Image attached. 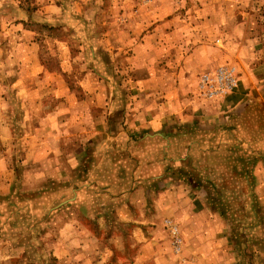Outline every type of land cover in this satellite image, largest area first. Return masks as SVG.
I'll return each instance as SVG.
<instances>
[{
  "label": "rangeland",
  "instance_id": "obj_1",
  "mask_svg": "<svg viewBox=\"0 0 264 264\" xmlns=\"http://www.w3.org/2000/svg\"><path fill=\"white\" fill-rule=\"evenodd\" d=\"M227 1L0 0V23L16 24L18 31L12 28V36L24 34L33 38L39 61L49 74L65 70L58 80L63 79L78 102L89 98L80 87L88 77L92 83L107 84L108 92L101 93L103 100L107 95V102L127 101V105L135 99L150 97L148 80L152 77L166 76V85L175 87L173 91L179 96L181 83L186 79L188 82L189 75L198 84L203 75L233 67L236 86L238 64L234 61H220L222 58L217 54L209 55L212 60H188L199 46L204 54L208 47L224 51L223 42L213 37L207 23L228 20ZM248 11L253 23H263L262 10H252L251 0ZM17 23H23L22 29ZM202 64L210 65L204 68ZM52 78L44 75L45 84L51 83ZM138 79L140 87L135 86ZM47 88L45 99L52 93L51 86ZM95 94L100 93L92 94V100ZM46 100L50 102L51 98ZM246 105L244 110L225 114L230 118L228 122H224L225 118L224 123L218 121L204 127L195 124L185 129L176 124L169 137L173 148L182 145L189 153L182 157L185 170L175 176L177 181L201 189L231 224L232 233L238 238L239 229H246L245 242L248 245L262 242L264 252V236L253 233L256 227H262L259 213L264 215V107H261L264 100L253 99ZM115 114L116 119L123 115L117 113L115 117ZM176 149H172V159L177 156ZM177 162L173 173L180 165ZM252 163L254 168L250 169ZM130 185L124 188L129 201L140 203L146 199V188L134 194ZM150 192V203L137 204L131 210L136 212L138 205L140 213L153 210L152 200L157 202L161 189L157 187ZM63 197L67 198V194ZM112 198L119 197L112 195ZM91 199L92 206L87 211L83 203L76 202L53 208L40 220L37 219L41 210L35 204H30L27 212L11 210L14 205L5 208L4 213L10 216L9 221L0 220V264L6 258L9 264H186L181 253L182 237L171 218L149 224L145 220L134 223L115 215L114 209L119 205L116 200L104 199L97 192ZM27 213L38 218H24ZM147 225L155 231L140 235L139 230ZM171 226L177 228L175 236L171 234ZM149 239L156 242L155 251L143 250ZM247 254L250 260L260 257L254 250L245 253L249 259Z\"/></svg>",
  "mask_w": 264,
  "mask_h": 264
},
{
  "label": "crops",
  "instance_id": "obj_2",
  "mask_svg": "<svg viewBox=\"0 0 264 264\" xmlns=\"http://www.w3.org/2000/svg\"><path fill=\"white\" fill-rule=\"evenodd\" d=\"M227 2L228 20L207 23L213 37L223 42L224 51L208 47L207 55L199 46L188 58L200 62L212 60L209 55L217 54L220 61L238 64L235 89L210 99L199 95L197 81L189 75L188 82L186 79L181 83L179 96L173 91L175 87L166 85V76H158L148 80L150 97L127 105V101L107 102V95L103 100L101 94L108 92L107 84L92 83L87 77L80 87L89 98L80 103L63 79L58 80L65 70L49 74L39 61L33 38L24 34L12 36V28L18 31L16 24L0 23V220L9 221L10 214L4 209L10 205H14L11 210L27 212L29 205L35 204L42 215L38 218L27 213L24 218L37 220L44 219L53 208L76 202L83 203L87 211L92 206L91 195L97 192L104 199L119 202L114 212L120 219L134 223L145 220L149 224L171 218L182 237L181 253L186 264H264L262 242L248 245L244 238L248 231L242 228L237 238L231 224L201 189L177 181L175 176L185 170L182 157L189 153L182 145L173 148L169 137L176 124L185 129L195 124L204 127L228 122L230 118L225 114L244 110L253 99L264 100V21L253 23L249 0ZM255 3L257 7L253 6ZM251 4L252 10L257 8L264 14V0H251ZM22 25L17 23L21 29ZM206 65L202 64L204 68L210 64ZM44 75L52 76V82L46 85ZM13 76L15 80L11 79ZM49 85L52 93L47 94L46 99L51 98L47 102L45 91ZM135 86L140 87L139 79ZM97 91L100 94L92 100L91 95ZM117 113H123L120 119L113 118ZM172 149L177 150L175 159L171 157ZM176 162L180 165L173 173ZM125 185L132 186L134 194L143 187L147 189L146 201L140 203H150V190L160 188L157 202L152 200L154 209L140 213L138 205L136 212L131 210L140 203L127 199ZM259 217L264 227V215L259 213ZM262 227L253 232L261 238ZM143 229L139 230L140 235L155 231L148 225ZM156 246L149 239L143 250L155 251ZM250 250L258 251L260 257L250 260L247 254L249 259L245 258ZM3 264H9L7 258Z\"/></svg>",
  "mask_w": 264,
  "mask_h": 264
},
{
  "label": "built area",
  "instance_id": "obj_3",
  "mask_svg": "<svg viewBox=\"0 0 264 264\" xmlns=\"http://www.w3.org/2000/svg\"><path fill=\"white\" fill-rule=\"evenodd\" d=\"M235 69L233 67H222L213 74H206L201 76L197 90L199 95L210 99L216 95L230 92L235 87ZM172 235L178 233L175 226L170 227ZM177 242L179 239L176 240Z\"/></svg>",
  "mask_w": 264,
  "mask_h": 264
}]
</instances>
